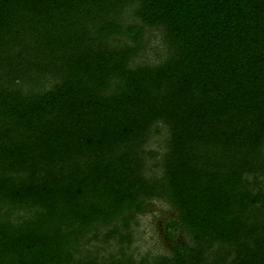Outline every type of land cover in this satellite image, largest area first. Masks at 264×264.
Listing matches in <instances>:
<instances>
[{
    "label": "trees",
    "instance_id": "1",
    "mask_svg": "<svg viewBox=\"0 0 264 264\" xmlns=\"http://www.w3.org/2000/svg\"><path fill=\"white\" fill-rule=\"evenodd\" d=\"M0 264H264V0H0Z\"/></svg>",
    "mask_w": 264,
    "mask_h": 264
},
{
    "label": "rangeland",
    "instance_id": "2",
    "mask_svg": "<svg viewBox=\"0 0 264 264\" xmlns=\"http://www.w3.org/2000/svg\"><path fill=\"white\" fill-rule=\"evenodd\" d=\"M148 50L142 55V59H153V48L161 47V34L158 31L149 33ZM153 209L145 214H140L135 223L132 224V240L128 246L126 243H119L116 236L106 238V230H102L97 237H92L91 244H99L109 251L118 253L122 245L129 253H133L135 257L140 258L142 255L167 254L171 255L174 251V241L169 238L162 229V223L166 216L171 215L172 210L168 203L155 199L152 201ZM110 240V241H109ZM179 240L188 241L186 235H181ZM109 241V242H108Z\"/></svg>",
    "mask_w": 264,
    "mask_h": 264
}]
</instances>
